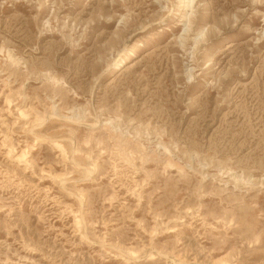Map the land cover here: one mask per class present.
<instances>
[{
    "label": "rangeland",
    "instance_id": "1",
    "mask_svg": "<svg viewBox=\"0 0 264 264\" xmlns=\"http://www.w3.org/2000/svg\"><path fill=\"white\" fill-rule=\"evenodd\" d=\"M182 261L264 264V0H0V264Z\"/></svg>",
    "mask_w": 264,
    "mask_h": 264
},
{
    "label": "bare ground",
    "instance_id": "2",
    "mask_svg": "<svg viewBox=\"0 0 264 264\" xmlns=\"http://www.w3.org/2000/svg\"><path fill=\"white\" fill-rule=\"evenodd\" d=\"M127 58H128V56H127ZM120 62H121V60H116L115 62H114V65L115 66H118V65H120ZM114 66V67H115ZM115 69V68H114ZM20 109V108H19ZM20 114L22 115V116H24V117H26V112H24V111H20ZM64 118V117H63ZM29 128H31V127H29ZM40 138V137H39ZM62 153V152H61ZM63 153H64V150H63ZM63 155V154H62ZM65 155V154H64ZM63 157V156H62ZM177 264H188L186 261H182V262H179V263H177Z\"/></svg>",
    "mask_w": 264,
    "mask_h": 264
}]
</instances>
